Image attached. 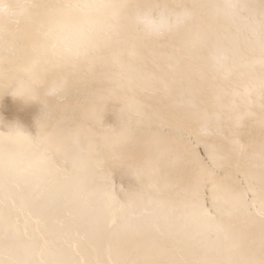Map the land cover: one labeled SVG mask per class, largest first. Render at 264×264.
I'll list each match as a JSON object with an SVG mask.
<instances>
[{
	"label": "snow or ice",
	"instance_id": "obj_1",
	"mask_svg": "<svg viewBox=\"0 0 264 264\" xmlns=\"http://www.w3.org/2000/svg\"><path fill=\"white\" fill-rule=\"evenodd\" d=\"M80 70L109 85L84 123L45 117L35 143L0 138V264H84L73 238L91 240L96 264H264V0H0V95L34 100ZM136 129L148 154L130 164L120 150ZM185 134L203 149L181 161ZM174 159L192 175L165 190ZM109 164L140 188L118 196Z\"/></svg>",
	"mask_w": 264,
	"mask_h": 264
},
{
	"label": "bare ground",
	"instance_id": "obj_2",
	"mask_svg": "<svg viewBox=\"0 0 264 264\" xmlns=\"http://www.w3.org/2000/svg\"><path fill=\"white\" fill-rule=\"evenodd\" d=\"M29 0H3V3H9L12 7L24 5ZM186 4L193 3V0H183ZM218 3H225L226 0H216ZM19 11V9H17ZM3 27H10L7 20L4 21ZM39 69H37V73ZM130 75H135L134 68L129 70ZM231 78V77H229ZM109 85L103 73L98 71L95 75H88L84 70H80L72 75H59L53 78L49 84L41 86L37 90V98L31 101L14 98L12 95L5 93L0 95V138L9 140L17 135L30 138L34 143L37 142L41 135L45 134L48 129L38 127V121L42 118L47 119L50 130H67L85 122V114L92 107L100 103L101 98L106 94ZM238 91L243 93L244 85H238ZM183 101L178 100L177 103ZM119 107L109 103L106 108L104 123L108 126L118 127V116L121 115ZM126 115V112L123 113ZM251 124V121L249 122ZM245 129L242 138L247 139L248 131ZM150 132L143 129L133 131L132 139L120 151L122 158L130 164H139L147 156L146 141ZM21 148L26 149V145L18 142ZM203 149V141L193 134H185L184 144L180 149V160L195 159ZM109 170L112 175L110 181L114 185L118 196L125 192L136 191L140 188L139 183L124 169L115 168L109 164ZM192 175L190 165H179L175 159L172 167H166L161 171V187L167 190L175 182H187ZM150 191H153L149 189ZM91 206L88 202L85 211ZM26 211V210H25ZM27 216L22 212L19 221V227L23 230ZM247 226L252 229H258L259 223L246 220ZM91 231H96L93 225ZM118 238V237H117ZM73 246L79 251L80 247L86 248V252H81L79 259L84 264H96L97 252L92 246L91 240L86 238L76 243V238L72 240ZM32 242L24 239L22 255L25 259H30ZM7 259V256L4 257ZM40 259L39 256L36 257ZM182 264H188V259L180 256Z\"/></svg>",
	"mask_w": 264,
	"mask_h": 264
},
{
	"label": "clouds",
	"instance_id": "obj_3",
	"mask_svg": "<svg viewBox=\"0 0 264 264\" xmlns=\"http://www.w3.org/2000/svg\"><path fill=\"white\" fill-rule=\"evenodd\" d=\"M12 95L13 97L15 98H18V99H22L24 101H31V99H29L26 94L20 90H14V93L13 94H10Z\"/></svg>",
	"mask_w": 264,
	"mask_h": 264
},
{
	"label": "rangeland",
	"instance_id": "obj_4",
	"mask_svg": "<svg viewBox=\"0 0 264 264\" xmlns=\"http://www.w3.org/2000/svg\"><path fill=\"white\" fill-rule=\"evenodd\" d=\"M15 98V97H14ZM18 99V98H17Z\"/></svg>",
	"mask_w": 264,
	"mask_h": 264
}]
</instances>
